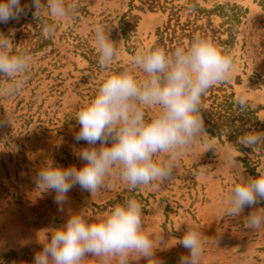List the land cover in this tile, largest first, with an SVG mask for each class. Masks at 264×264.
Masks as SVG:
<instances>
[{
    "label": "rangeland",
    "instance_id": "1",
    "mask_svg": "<svg viewBox=\"0 0 264 264\" xmlns=\"http://www.w3.org/2000/svg\"><path fill=\"white\" fill-rule=\"evenodd\" d=\"M197 1L206 8L236 3L248 9L237 43L229 52L234 75L214 86L237 98L245 97L264 121V0ZM65 3L72 9L71 16L58 24L51 38L42 31L46 18H34V9L19 20L0 23V34L10 36L14 46L23 38L21 32L31 31L34 40L38 32L43 34L40 48L29 52L33 61L25 89L14 97H0V264H34L45 238L50 239L52 230L64 226L72 214L95 219L130 198L142 204L143 227L156 242L155 256L162 264H179L181 256L189 255L179 243L189 227L199 229L207 241L200 264H264V229L253 231L246 221L251 212L263 208L261 201L237 217L226 212L224 201L239 178L227 163L230 149L239 171L246 178L254 176L238 160L243 154L235 151L233 143H221L208 133L214 150L205 151L203 143L193 145L180 158L174 177L159 189L130 190L114 174L94 195L78 185L73 187L62 211L54 202L53 191L37 189L33 178L48 160L63 168H80L86 163L77 155L89 145L74 139L80 129L76 113L95 96L108 74L131 66L137 52L152 47L156 31L166 19V14L151 11L141 0ZM31 4L32 0H21V6ZM123 18L134 26L128 41L121 29ZM222 21L215 17L217 25ZM96 24L109 28L110 38L118 44V55L108 69H101L98 63ZM4 82L0 77V85ZM154 111L146 109V116ZM257 169H264V158ZM132 264L148 261L141 258Z\"/></svg>",
    "mask_w": 264,
    "mask_h": 264
},
{
    "label": "clouds",
    "instance_id": "2",
    "mask_svg": "<svg viewBox=\"0 0 264 264\" xmlns=\"http://www.w3.org/2000/svg\"><path fill=\"white\" fill-rule=\"evenodd\" d=\"M29 11L34 18H46L42 31L49 38L72 13L65 0H32L31 6H21V0H0V23L19 20ZM93 34L98 63L108 69L118 55V44L102 24L95 25ZM32 61L28 50H18L10 36L0 34V77L5 78L0 97H14L25 89ZM234 72L232 55L199 33L187 47L166 51L154 46L137 52L131 66L108 74L76 113L80 129L74 139L89 145L77 155L86 163L63 168L48 160L33 178L37 189L53 191L61 211L73 187L94 195L114 174L130 190L159 189L174 177L180 158L193 145L203 143L205 151L214 150L200 114L202 97L212 86L229 81ZM236 103L241 111L250 107L243 96ZM146 109L155 111L146 116ZM238 144L255 150L264 146V133H245ZM236 158L230 149L227 163L239 174L224 201L232 217L264 201V169L246 178ZM142 209L140 201L130 198L95 219L72 214L64 226L52 230L50 239L45 238L34 264H132L141 258L162 264L155 256L156 242L143 227ZM246 221L253 231L264 229V208L251 212ZM206 242L199 229L189 227L179 241L189 255L181 256L179 264H200Z\"/></svg>",
    "mask_w": 264,
    "mask_h": 264
},
{
    "label": "trees",
    "instance_id": "3",
    "mask_svg": "<svg viewBox=\"0 0 264 264\" xmlns=\"http://www.w3.org/2000/svg\"><path fill=\"white\" fill-rule=\"evenodd\" d=\"M148 4L153 12L161 11L166 19L156 31V40L152 47H162L171 51L176 46H189L193 36L199 33L203 37L211 38L226 54L237 43L239 27L246 17L248 9L236 3L217 4L213 8L202 6L197 0H188L185 4L175 3L178 0H141ZM223 19L220 24L215 23V17ZM131 26L130 21L123 18L121 29L128 41ZM39 36L31 31L27 34L19 33L23 38L15 42L19 50L36 51L40 48L43 34ZM151 47V48H152ZM235 93H227L224 89L212 86L202 97L200 114L204 121L206 132L216 137L221 143L231 142L243 156L238 157L246 170L254 177L258 176L257 167L264 158V146H257L254 150L238 144V138L248 132L264 133V121L258 116V111L249 108L241 111L236 101ZM123 200V199H121ZM120 202V201H119ZM116 203V202H113ZM264 208V201H261Z\"/></svg>",
    "mask_w": 264,
    "mask_h": 264
}]
</instances>
